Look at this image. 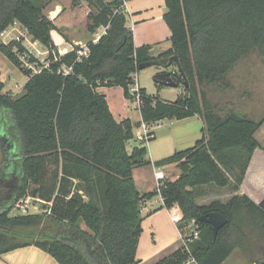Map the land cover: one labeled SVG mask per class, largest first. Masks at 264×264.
Instances as JSON below:
<instances>
[{"label": "trees", "instance_id": "16d2710c", "mask_svg": "<svg viewBox=\"0 0 264 264\" xmlns=\"http://www.w3.org/2000/svg\"><path fill=\"white\" fill-rule=\"evenodd\" d=\"M86 1L97 9L87 14V30L95 34L103 27L105 33L89 40L87 53L76 45L61 54L51 34L57 27L43 6L33 0H0V35L17 21L50 49L49 66L39 64L42 70L34 73L14 51H25L20 42H0V51L29 78L23 93L13 97L3 91L0 71V112H10L22 141L20 181L0 199V256L36 246L59 264H136L142 205L161 195L165 208L179 207V227L197 219L200 237L191 243V253L182 246L156 264H184L190 258L197 264H222L240 246L264 264V199L257 204L242 195L226 204L197 203L206 187L237 190L254 152L264 149L258 137L264 116H221L199 88L223 80L251 51L264 59V0H165L172 46L157 57L150 45H135L122 0ZM161 59L180 65L176 79L184 90L168 101L140 88L142 121L199 115L204 127L193 147L155 163L177 165L180 175L142 194L133 170L152 163L145 159L147 148L128 151L136 125L130 119L117 121L98 88L120 86L134 99L131 75L141 64ZM27 196L40 199L44 211L11 215L16 202ZM213 211L228 218L216 240L210 224L200 219Z\"/></svg>", "mask_w": 264, "mask_h": 264}, {"label": "crops", "instance_id": "0c3cea01", "mask_svg": "<svg viewBox=\"0 0 264 264\" xmlns=\"http://www.w3.org/2000/svg\"><path fill=\"white\" fill-rule=\"evenodd\" d=\"M68 3L71 5V7H69L71 9H76L81 6V3L77 6H73L72 0ZM90 11L91 9H88L87 13L84 14L86 15ZM53 12L52 18L54 17V19L52 20H54V23L58 28L59 26L57 25L56 20L61 14H63V12L58 11L57 9ZM125 12L127 14L126 25L133 30L134 41L137 47L150 45V53L155 57L171 48V30L164 20V14L167 12L165 0H127ZM16 27L23 26L20 23H17ZM102 28L103 27L99 28L97 33L92 34L90 40L97 41L100 36L105 33V31L104 33L101 31ZM103 29L105 30V28ZM53 31L55 30H52L51 34H53ZM65 39L67 40L61 42V45L56 44L53 40L61 54L73 49L76 45H80V42H84L79 38L74 39V37H71L70 41V37H66V35ZM175 67L176 66L172 65L169 69L176 71L177 67ZM162 70V67L156 65L140 70L137 72L138 85L140 88H145L146 92L150 95H158L162 100L174 101L183 90L180 86L170 87L159 85L155 82L154 76ZM0 71L1 79L5 83L3 90L5 91L7 90L8 85L6 81L7 79L4 78V74L7 70L4 71L0 68ZM144 72H148L149 76L153 77V82H147L141 79V74ZM23 88L16 91V94L21 92ZM167 88H178V92H168ZM98 90L105 94L110 110L117 121L130 119L133 124L136 125L134 126V137L127 144L128 151L131 152L135 147L145 146L147 148L145 159L152 163L137 166L133 170L134 181L139 192L144 194L153 191L158 187V182L155 176V173L158 170L162 171L166 178L170 180L176 179L180 175L179 171H177L176 174L175 172H172L169 176L170 170L175 168L174 165L156 166L155 163L173 155L176 151L187 149L183 148L184 145L194 143L190 146L193 147L196 141L202 136L204 122L201 117L195 115L180 120L172 119L174 122L181 121L184 123L180 127L171 129L167 136L163 135L158 137L156 130H152L154 132V138L148 142H144L138 139V135L142 134V115L136 101L127 98L124 95V89L120 86H101ZM164 93L172 94V96L176 98L171 99L163 96ZM133 108L136 111H133ZM18 140H20L21 146L19 145ZM0 145L3 147L2 149L0 148V199H2L1 197L4 194L15 191V187L20 181V164L22 160L21 135L16 127L15 120L7 110L0 112ZM149 168L151 169L150 175L145 173V169ZM211 192H213V190L207 189V192L202 195L204 197L202 201L199 198L201 196H199L197 198V203L200 205H209L215 201H220L221 203L226 204L233 197L242 195L249 196L257 204L260 203L264 199V149L258 148L254 152L246 169L243 181L237 190H234L231 187H224L219 188L218 193L213 194L212 196H207ZM9 197H11V194ZM163 205L164 201L161 195L155 196L153 199L144 202L142 205L143 232L138 244V263L136 264H156L163 257L174 253L182 247L183 241L179 229L180 227L178 226L179 223H176L173 218V216H176L177 218L182 217L179 207L175 205L174 208L170 210ZM163 212L169 214L170 220L173 223H170L172 224V227L169 226V221L162 220L163 218L161 217V214ZM146 221L148 222L149 227L147 229ZM81 227L87 229L84 222H81ZM150 234L152 240L149 241L148 237ZM254 257L255 256L248 248L244 250V248H241L240 246L236 247L222 264H257V262L254 261ZM0 264L59 263L41 248L28 246L2 254L0 256ZM189 264L197 263L192 261Z\"/></svg>", "mask_w": 264, "mask_h": 264}, {"label": "rangeland", "instance_id": "374dc122", "mask_svg": "<svg viewBox=\"0 0 264 264\" xmlns=\"http://www.w3.org/2000/svg\"><path fill=\"white\" fill-rule=\"evenodd\" d=\"M36 4L43 6L44 13L51 19L52 13L56 9L58 11L63 12L61 16L56 20L57 25L59 26L57 30L53 31L52 38L56 44L61 45V42H65L66 37H74V39L79 38L81 41L80 46L82 47V53L87 51V44L91 38V33L87 30V24L89 20L87 19L88 9H91L93 12H96V7H89V3L86 0H82L81 6L76 9H71V5L68 3L70 0H33ZM108 1V0H107ZM96 2V0H95ZM54 21V20H53ZM56 25V24H55ZM11 26V25H10ZM16 26V25H15ZM57 27V26H56ZM10 33L8 36L0 35V42H4L5 40L9 41L11 37L21 36V34H26L24 39V43L32 47L29 43V39L32 41H36L33 37L27 33L26 29L23 27H17L16 29H9ZM104 33V29L101 30ZM98 32V31H97ZM101 32V33H102ZM28 34V35H27ZM68 41V42H70ZM5 43V42H4ZM36 46V43H35ZM40 51H45V47L37 44ZM59 50V49H58ZM48 54L45 52L41 55L42 58L47 57ZM0 68L4 71L7 70L4 74V78L7 79V90L5 93L11 94L13 97H18L23 93V90L16 94V91L21 90L23 86L28 81V76L22 72L20 68H18L15 64L10 62L8 58L0 51ZM176 68V67H175ZM141 79L143 81H152L153 77H150L148 72H144L141 74ZM182 90H184V86L180 84ZM201 91L205 93L206 101L210 103L221 116H226L229 113L235 112L239 114L246 115L254 120H260L264 116V59L259 55L256 51H251L242 59H240L234 67L226 74V77L219 82L206 84L204 86L199 87ZM169 91H177V89L167 88ZM163 96L173 98L172 94L164 93ZM172 96V97H170ZM134 107V106H133ZM133 111L134 110L133 108ZM173 121V122H172ZM184 122L176 121L172 119H165L158 123L153 130H156L157 136L161 137L169 133V131L175 127H180ZM263 127V126H262ZM261 143L264 145V130H262L258 135ZM197 140V139H196ZM19 145L21 146L20 140ZM191 144V145H190ZM194 143H189L184 145L183 148H189ZM2 149V145H0ZM175 168L170 170V174L172 172L181 171L177 165H174ZM145 173L148 175L151 174V169H145ZM174 175V174H173ZM166 178L165 180H167ZM206 189H211L213 192L208 194L207 196H212L213 194L218 193L219 188L210 187ZM22 197L21 199H23ZM202 201L203 196L199 197ZM45 205L41 201L31 200L29 203L28 213H41L44 211ZM17 213H22L23 209H16L15 205L13 210L11 211V215H15ZM163 221H169V226L172 227V222L170 220L169 214L167 212H163L161 214ZM172 223V224H170ZM148 227V222L146 221V229ZM179 239V236H178ZM148 240H152L151 234L148 237Z\"/></svg>", "mask_w": 264, "mask_h": 264}, {"label": "built area", "instance_id": "2783aa9c", "mask_svg": "<svg viewBox=\"0 0 264 264\" xmlns=\"http://www.w3.org/2000/svg\"><path fill=\"white\" fill-rule=\"evenodd\" d=\"M122 1H123L122 8L125 11L127 0H122ZM17 23H19V22L15 21L11 26H9L6 30H4L1 33V36H8V33H10V31H9L10 27L13 30L16 29L17 27L15 25H17ZM27 33H28V31H27ZM24 37H26V34L22 33L21 36L19 35L17 37H11L9 39V41L5 40L4 42L9 43L12 40H16V41L20 42L23 45V47L25 48V51L23 53L19 52L18 48H14V51L17 53L20 61L22 62V66L25 67L27 70H31L34 73H38L42 70V68L39 67V64L44 65V67L49 66V62H48L47 58L49 56L50 49L45 47L38 40L32 41L31 39H29V43L32 46V47H30L29 45L24 43V39H22ZM35 43H36V46H35ZM37 44L44 46L46 48L45 51H43V52L40 51ZM45 52L48 54V56L45 58H42L41 55ZM81 53H82V51H81ZM85 53H87V52H85ZM32 58H34L35 60L32 61ZM131 77L133 78L134 82L130 86V93L134 97V100L136 101L137 105L140 107V105L142 103V94L140 92V87L138 85L137 73H133L131 75ZM160 122L161 121L147 123V122L142 121V123H141L142 134L138 135V139L142 140L144 142H148L150 140V137L152 136L153 128ZM155 176H156V180L158 182V189H160L161 186L163 185L164 181H165L166 176L160 170L156 171ZM31 200L41 201L40 199H35V198L30 197V196H27V197H24L23 199H19L15 204V208L16 209L22 208L24 214H28L29 203ZM173 218H174L176 223L181 219V218H177L176 216H173ZM179 229H180L181 238L183 241L182 246L184 247V249L188 253H191V251H190L191 243H193L194 241H196L200 237V226L197 222V219H195V218L191 219L190 221H188L184 226L180 227ZM192 261H195V260L193 258H190L184 264H189Z\"/></svg>", "mask_w": 264, "mask_h": 264}, {"label": "water", "instance_id": "95a60500", "mask_svg": "<svg viewBox=\"0 0 264 264\" xmlns=\"http://www.w3.org/2000/svg\"><path fill=\"white\" fill-rule=\"evenodd\" d=\"M176 61L178 60L177 57H175ZM160 66L163 68L162 71L158 72L154 76V81L157 82L159 85L164 86H170V87H179L180 82L176 79V71L170 70L169 68L172 67L171 60L167 59H161V60H152L148 61L146 63H143L139 66L140 70H143L150 66ZM177 69L179 72H181L180 65H177ZM182 73V72H181ZM205 223L210 224L213 234H214V240H216L217 235L219 231L228 224V218L220 211H213L208 212L201 216L200 218Z\"/></svg>", "mask_w": 264, "mask_h": 264}]
</instances>
